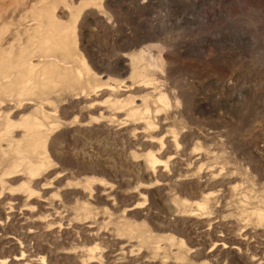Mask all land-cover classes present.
I'll use <instances>...</instances> for the list:
<instances>
[{"label": "rangeland", "instance_id": "1", "mask_svg": "<svg viewBox=\"0 0 264 264\" xmlns=\"http://www.w3.org/2000/svg\"><path fill=\"white\" fill-rule=\"evenodd\" d=\"M44 1L75 56L0 95L41 142L0 137V260L264 264V0H0V46Z\"/></svg>", "mask_w": 264, "mask_h": 264}, {"label": "bare ground", "instance_id": "2", "mask_svg": "<svg viewBox=\"0 0 264 264\" xmlns=\"http://www.w3.org/2000/svg\"><path fill=\"white\" fill-rule=\"evenodd\" d=\"M66 7L71 8L67 4ZM31 10L35 24L33 28L25 31L28 36L26 43L17 44V38H14L8 46L5 47L4 44L0 46V95L6 91L15 95L24 92L31 93L40 85L42 88H47L58 84L66 68L61 67L52 59L53 53L61 50L68 56H75L69 48L76 45L74 23H76L80 8L72 9L71 21L67 25L57 20L54 7L46 5L45 1L38 5L34 3ZM36 56L43 57L44 61L35 63L34 57ZM82 63L87 65L85 61ZM133 74L137 75L139 72L135 69ZM162 101L166 103L163 97ZM132 114L135 115L136 112L132 111ZM17 126L23 128V139L28 147L36 149L41 146L38 139L39 123L30 119L22 120L20 123L12 121L9 117L4 120L0 119V132L2 131L0 137H5ZM150 162L155 165L159 161L151 156ZM39 167L40 165L30 164L27 169L31 174H35ZM0 264H8V262L1 259Z\"/></svg>", "mask_w": 264, "mask_h": 264}]
</instances>
